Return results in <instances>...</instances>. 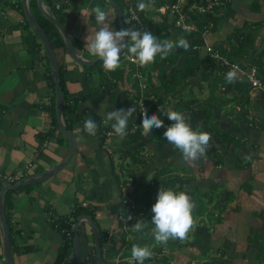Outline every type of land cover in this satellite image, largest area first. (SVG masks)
<instances>
[{
  "label": "crops",
  "instance_id": "obj_1",
  "mask_svg": "<svg viewBox=\"0 0 264 264\" xmlns=\"http://www.w3.org/2000/svg\"><path fill=\"white\" fill-rule=\"evenodd\" d=\"M17 1V8L0 1V174L23 173L27 178L59 165L67 156L70 143L58 129L56 92L49 80L51 69L47 55L42 44L39 48L40 41L34 40L36 46L26 41V34L30 35L27 38L34 35L26 29L22 0ZM228 2L211 20L213 27L204 38L208 48L211 46L218 51L230 44L236 45L238 32L253 34L255 39L245 58L229 56V48L225 56L218 51L231 64L238 65L237 78L224 83L216 94L227 100L236 94L233 88L236 80L246 82L245 74L249 69H256L264 78V0ZM27 4L40 24L43 15L38 1L27 0ZM96 5L109 11L112 27L119 30L115 12L105 0H43V9L56 19L62 13L67 14L62 25L73 48L90 62L98 58L86 48L87 36L96 30L92 17ZM153 15L160 22L169 18ZM175 34L178 38L185 37L189 44L194 42L191 34L178 29ZM197 41L201 47L192 48V52L199 57V70L172 94L171 100L176 103L179 97L184 101L193 99L196 100L193 108L199 105L211 108L214 131L219 130L240 141L239 144L222 140L215 143L222 156L220 161L216 156H209L207 151L195 161H186L180 150L163 136L166 126L172 123L159 113L163 107L156 110L164 120L160 128L145 131L143 121L132 113L129 131L123 137L115 135L104 141V131L114 130L110 124L103 123L96 134L87 133L83 130L84 121L89 115L100 121L98 113L103 102L120 108L136 99L130 91L129 71L121 65L109 71L103 64L95 66L98 62L85 66L74 61L64 49L54 50L58 66L64 70L68 99L79 102L73 114L63 113L64 123H71L76 150L63 169L16 192L12 190L9 220L14 264H54L69 238L59 225L73 220L72 215L77 210H80L79 216L92 213L89 217L97 225L100 241L103 240L102 264H133L132 254L125 256V253H130L135 244L149 246L153 254L161 253L151 264H264V96L246 82L249 91L241 102L209 103L206 83L202 79L208 55L204 42ZM180 48L183 49L176 47L169 52ZM127 56L125 49L122 63H127ZM226 66V73L234 69ZM152 100L153 97L147 101L149 106L154 104ZM166 103L173 109V103L169 100ZM136 119L138 143L129 145L135 134L132 125L136 124ZM188 122L191 125L189 119ZM197 129L203 128L200 125ZM98 130L102 131L101 135ZM208 132L213 140L215 133ZM136 149L145 157L143 165H130L129 154ZM29 163L32 166L25 171ZM156 179L160 186H163L160 179H164L165 185L187 191L195 202L194 223L184 238L161 242L155 239L150 223H146L143 232H137L133 224L127 229L118 220L124 196L128 193L134 198L136 194L142 195L150 181ZM139 197H136L138 202ZM200 205L205 211L197 214ZM78 232L82 264H98L90 226L81 222ZM2 240L0 233V264H5L1 260L4 255ZM154 247L161 248V252L154 253ZM61 264H77L73 242Z\"/></svg>",
  "mask_w": 264,
  "mask_h": 264
},
{
  "label": "clouds",
  "instance_id": "obj_2",
  "mask_svg": "<svg viewBox=\"0 0 264 264\" xmlns=\"http://www.w3.org/2000/svg\"><path fill=\"white\" fill-rule=\"evenodd\" d=\"M227 3L223 5L222 9ZM145 6L144 0H139L137 7L143 9ZM92 12L94 13L92 17H94L96 30L90 36H87L86 48L90 54L99 57L102 60L103 67L109 71H115L120 67L122 52L125 49H127L126 52L128 54L127 61L139 67L141 63H147L150 59H155L158 51L161 52V54H167L176 47L187 49L190 46L189 41L185 37L173 39L172 36H161L152 28L141 29L128 27L116 30L112 27L113 19H110L109 11L105 10V8L100 5H96L92 9ZM122 12L125 18L126 5L125 9H122ZM167 21L168 19L166 21L162 20L163 23H167ZM153 22L161 23L158 19ZM173 27L175 26L173 25ZM130 59L138 63L131 62ZM137 73H139L138 76ZM140 76L141 78L143 77L142 73L138 71L133 74V78L138 79V89L140 90V94L134 100L136 106L130 104L127 107L116 108L103 102L98 113L101 120L98 121L89 115L84 121L83 130L90 135H94L100 123L106 125L110 124L111 128L114 130L113 132L123 137L129 131L130 116L132 113H134L140 121H143V129L145 131H149L153 127L160 128L164 126V120L160 118L157 111H150V106L145 99V97L148 96L146 92L139 87ZM226 78L229 81L236 79V69L234 68L228 71ZM135 92L137 95V91ZM139 100H142L145 105H147H144L141 111L142 117L139 114L137 106ZM160 112L172 121V123L166 126L163 136L166 138L167 142L180 150L186 161H195L206 154L211 138V134L208 131L193 128L189 124L186 114L179 110L169 108L166 112ZM134 125L138 127L137 119ZM136 131L137 130H135V132ZM105 132L106 131H104V133ZM104 133L103 136L105 141ZM194 207L195 202L191 199L187 191L161 185L157 192L156 200L151 206V211L153 213L151 221L146 222L144 219H138L133 224V228L137 232H143L146 223H150L153 226L151 230L155 239L161 242H167L169 238H184L194 223L192 215ZM131 252L137 264H144V261L153 255L149 246H141L140 244L133 245Z\"/></svg>",
  "mask_w": 264,
  "mask_h": 264
},
{
  "label": "trees",
  "instance_id": "obj_3",
  "mask_svg": "<svg viewBox=\"0 0 264 264\" xmlns=\"http://www.w3.org/2000/svg\"><path fill=\"white\" fill-rule=\"evenodd\" d=\"M123 9V6L121 5V3L118 0H115ZM123 4L125 5L124 0ZM152 2L155 5L154 9H150L147 10L145 8L143 9H139L137 7L139 0L136 1V11L139 14V17L142 21V25L144 28H152L154 31H156L159 35L161 36H172L173 39H178V36L175 34V31H177V29L175 27H173L171 21H167V23H154L151 19L153 13L155 12V9L159 6V5H170L174 2V0H144V3H150ZM191 3L194 4H203L204 0H190ZM125 9V8H124ZM215 13H205L200 15L199 17L194 18L196 23V31L193 33H189L191 34V37L196 38L195 42H191L189 48L187 49H178L175 51H172V53L168 52L167 54H161V52H157L156 54V58L155 59H150V62L152 60L151 63L148 64V67H146L145 65L142 64V66L136 67L134 64L129 63L127 61V66H125V68L129 71V75L130 76V91L133 90V88H135L137 91V95L136 97L140 94V90L138 89V79L133 78V74L135 72H140L142 73V75L144 76H148V75H152V74H156L155 78L151 77L148 78L149 81V88H154L155 90H153L152 96L157 98V103L158 104H164V102H167L168 100H171L169 98L170 94L175 93V91L181 87L187 80H189L190 78H193L196 76V72L198 71V67L197 65L199 64V57L196 56L195 52H192V46L197 42V40H201L200 36L202 37V34L205 30L206 31H210L212 29L213 26H211V20L214 19L215 17ZM40 18L42 19V22L40 21L39 26L44 30L45 34L48 36V39L51 43V46L53 48V50L62 48L65 51H67L64 41L61 37V35L59 34V32L57 31V29L54 27V25L49 22L45 17L40 16ZM67 18V14L66 13H62V15L58 16L59 21L63 24L64 19ZM25 23H26V29L30 30L32 29L30 24L27 22V20L25 19ZM128 27H133V28H138V27H134L130 22L127 21V17L124 18V28H128ZM245 27V26H244ZM206 28V29H205ZM244 29V28H242ZM239 29V30H242ZM236 30V31H239ZM240 33V32H238ZM237 34V38H238V42L236 45L230 44V52H229V56L234 57V58H245L249 51L253 48L254 46V35L250 34V33H241V34ZM34 37L32 38H27L30 37L29 33L25 35V39L26 41L29 43V45L31 46H36L35 41H36V37L37 35L35 33H33ZM28 39V40H27ZM35 40V41H34ZM37 42V41H36ZM40 43L38 44L39 48H40ZM37 46V47H38ZM30 47V46H29ZM127 51V49H126ZM220 52L221 55H226V49L224 48H220V50H218ZM181 58V60H180ZM206 62H208V64L206 65V69L205 71L202 73V79L203 82L206 83L207 85V89H208V98L207 101L209 103L214 102V101H218V104L221 105L223 103L228 104L230 103H239L243 100V98H245V96L248 94L249 88L246 82L244 81H238L236 80L234 82V90L236 92V94L227 99H220L217 97V91L220 90V87L228 82V79L226 78V72L224 70H227L226 66H224L219 60L213 59L208 56L206 57ZM99 64V63H98ZM98 64H95V66H97ZM178 64L177 68H174V66ZM94 66V67H95ZM173 68L171 71H169V69ZM222 68V69H221ZM118 71V70H117ZM224 72V73H222ZM118 73V72H117ZM122 73V71H121ZM64 70L59 67V77H60V84L62 86V90H63V100H64V113L68 112L69 114H73L76 110H77V105H78V100L74 99L73 101H70V99H68V93L65 89V83H64ZM124 74V73H123ZM49 80L51 81L52 85L54 86V82H53V78L50 72V77ZM55 91V90H54ZM238 94H242L241 97H238ZM149 102V101H148ZM153 102V100L151 101ZM150 102V103H151ZM196 103V100H189V101H184L183 98L179 97L177 102L174 103L173 105V109L175 110H179L183 113L186 114V116L188 117L191 125L193 128H199L200 125H203V128L215 133L213 136V140L210 139L209 141V145L207 147V153L209 156H216L218 159L217 161H220V157L222 159V156H220L219 152H218V147L217 144L215 143H219L221 140L225 143L226 141L233 143V144H239V140L238 139H234L231 138L230 135H227L226 133L223 134L222 132H220L219 130L214 131L215 129V125L213 124L214 118L212 115V109L209 107H205L204 105H199L197 108H193V105ZM131 104L136 106V103L134 102V100L131 101ZM152 110H157V105L154 104L151 106L150 104V111ZM169 122H171L169 119H167ZM67 128L69 130L72 129L71 123L70 124H66ZM203 130V129H202ZM107 131V130H105ZM214 131V132H213ZM101 130H98L99 135H101ZM137 135V131L135 132L134 135H132L133 137H131V139L129 140L128 144L129 145H135L138 143V139L136 138ZM240 146V145H239ZM132 161L130 163V165H137V164H141L143 165V160L144 159H140L139 158V149L135 150L134 152L129 154ZM164 172V171H162ZM160 172V173H162ZM158 175V174H157ZM158 179V178H157ZM154 180L152 181L154 184L156 185H160L161 183L158 180ZM163 183V186L165 187H169L167 184L165 185V181L164 179H160ZM2 187V185H0V188ZM18 190H15V192ZM13 191L12 190H7L5 192V196H4V209H5V216H6V220H7V225H8V229L9 232H11V228H10V220H9V212L12 209V202L10 200V195ZM138 196L140 201H136V197L138 199ZM151 196H152V189H150V186L148 187V189H146V191H144V193H142V195H135V201L137 203H144L147 207L150 206L151 204ZM157 197V196H156ZM205 211L203 205H200L198 210H197V214H201ZM87 215L92 216V213L90 212H86ZM80 215V210H77L75 213H73L72 218L73 220L71 221H67V223H61L59 225L60 230H62L63 228L67 231V235H68V240L64 243V246H62V248L60 249V253L58 254V257L55 261L54 264H61V262L64 260L68 249H70L72 247V242H73V233L71 231L72 225L75 223L76 219L79 217ZM146 220H151V216H147L144 219ZM136 222V221H135ZM134 222V223H135ZM12 233V232H11ZM93 240H94V236L92 234ZM103 245V240H101V247ZM141 245V244H140ZM143 246V245H141ZM156 248V252H161V248L159 247H154ZM132 252L130 251L125 253V256H131ZM161 253L158 254H153L151 257L147 258L144 261V264H151L154 263L156 260V258L158 256H160ZM115 264V263H114ZM124 264H129V263H124ZM133 264H137V262H134Z\"/></svg>",
  "mask_w": 264,
  "mask_h": 264
},
{
  "label": "water",
  "instance_id": "obj_4",
  "mask_svg": "<svg viewBox=\"0 0 264 264\" xmlns=\"http://www.w3.org/2000/svg\"><path fill=\"white\" fill-rule=\"evenodd\" d=\"M38 1V7L42 13V15L49 21L51 22L54 27L58 30L60 33L61 37L63 38V41L65 43V46L67 48L68 53L72 57L73 60L76 62L85 65V66H90L94 64L97 61H100L101 59H97L93 62L87 61L84 58H82L80 55H78L72 46L70 37L68 33L66 32L65 28L63 25L56 19V17L50 13L47 12L45 9H43V0H37ZM113 9L115 12L116 20L119 29L124 28V17H123V12L121 6L115 1V0H105ZM23 6H24V12L26 19L34 32L37 34L38 38L40 39L42 46L45 50V53L47 55L52 77H53V82L55 86V92H56V101H55V108H56V119H57V124L59 130L68 138L69 143H70V149L65 157V159L56 167L47 170L46 172L39 174V175H34L30 176L27 178H24L20 182L14 183V184H5L2 186L0 189V228H1V233H2V242H3V250H4V263L5 264H14V259H13V251H12V245H11V239H10V232L8 229L7 225V220L5 216V209H4V203H3V197L4 194L7 190H16L19 189L23 186L31 185L37 182L42 181L46 177L50 176L52 173L63 169L71 160L72 156L74 155V152L76 150V139L72 131L68 130L63 119V105H64V100H63V92H62V87L60 84V77H59V67L57 64L56 56L54 53V50L51 46V43L45 34L44 30L39 26L37 21L35 20L34 16L32 15L28 4L27 0H22ZM81 222H86L93 233L94 236V244H95V249L97 252V259H98V264H102V256H101V241H100V233L97 228L96 223L94 220L86 215H81L79 216L73 227H72V233H73V249H74V254L76 257V262L77 264H82V258H81V253H80V241H79V226Z\"/></svg>",
  "mask_w": 264,
  "mask_h": 264
},
{
  "label": "built area",
  "instance_id": "obj_5",
  "mask_svg": "<svg viewBox=\"0 0 264 264\" xmlns=\"http://www.w3.org/2000/svg\"><path fill=\"white\" fill-rule=\"evenodd\" d=\"M136 1L137 0H124L126 5V17L127 21L130 22L134 27L143 29L144 27L142 25V22L138 19L139 14L136 11ZM8 2L12 6L16 7L15 0H8ZM224 4V0H205V3L199 5L191 3L190 0H174V2L170 5H159L155 9V14H159L162 17L169 16V18H171L170 20L173 21V25L175 26V28L185 33H193L196 31V21L194 18L199 17L200 15L205 13H215L221 10ZM169 18L167 17L166 20ZM152 20L156 21L157 17L153 16ZM208 32L209 31L205 30L203 33H201L202 37L205 38ZM227 48L229 47H226L225 49L227 50ZM207 51L211 50L207 49ZM212 52L214 53V58H211L219 60L225 66L229 65L230 67H233L235 69L238 68L237 64H231L226 57L220 56L219 52L216 49H212ZM130 61L138 63L132 59H130ZM245 79L251 89L259 92L264 96V78H262L258 74L256 69H249L245 74ZM137 103L139 114L142 117L141 111L143 110L145 103L142 100H139ZM136 128V125H133L132 132H135ZM104 135L105 141H108L111 137L118 134H115L113 131L108 130L104 133ZM30 167L31 164L27 165L25 167V171ZM23 179V173H15L13 175L0 174V183L3 184H14L20 182ZM160 187V185H156L151 182L152 196L151 204L148 207L144 203H137L133 195H131L130 193L126 194L124 196L122 212L118 214L119 222L125 226H128L134 224V222L138 219H145V217L147 216H152L153 213L151 211V206L156 200L157 192Z\"/></svg>",
  "mask_w": 264,
  "mask_h": 264
},
{
  "label": "rangeland",
  "instance_id": "obj_6",
  "mask_svg": "<svg viewBox=\"0 0 264 264\" xmlns=\"http://www.w3.org/2000/svg\"><path fill=\"white\" fill-rule=\"evenodd\" d=\"M120 3H121V5L123 6V9L125 8V5L123 4V1L122 0H118ZM229 0H224V3H227ZM107 3V2H106ZM108 4V3H107ZM109 5V4H108ZM146 8L145 9H147V7H149L150 9H154L155 8V5L152 3V2H150V3H148V4H146V6H145ZM112 8V7H111ZM113 9V8H112ZM150 9H147V10H150ZM114 10V9H113ZM221 11H222V9L221 10H219V11H217V12H215V15L217 16V15H219L220 13H221ZM124 12H125V10H124ZM216 18V17H215ZM214 18V19H215ZM139 19V21H141V19H140V17L138 18ZM171 19V18H170ZM213 19V20H214ZM142 22V21H141ZM211 22V21H210ZM213 22V21H212ZM211 22V23H212ZM215 23V22H214ZM214 26H215V24H214ZM32 28V27H31ZM30 31H31V33H35L34 32V30L33 29H30ZM210 32V31H209ZM208 32V33H209ZM208 33H207V37H208ZM240 33H242V32H240ZM36 34V33H35ZM186 34H188V33H186ZM210 34V33H209ZM37 35V34H36ZM206 37V38H207ZM200 41L203 43L204 42V47H206V50H205V52H206V54L209 56V55H211L210 57H213L214 58V53L212 52V49L214 48V47H211V46H209V48H208V46H207V43L205 42V39H204V37H201L200 36ZM36 40H37V42H39L40 41V39L38 38V36L36 37ZM195 41H196V39H195ZM194 41V42H195ZM40 44H41V41H40ZM201 47V44H199V43H195L194 45H193V47L192 48H194L195 50L197 49H199ZM207 49H210L211 51H207ZM97 59H99V57L97 58ZM96 59V60H97ZM95 61V60H94ZM99 64H98V66H101L102 65V60H100V61H97ZM151 62H152V60H151ZM150 61L149 62H147V63H141V66H142V64L143 65H145L146 67H148V64L149 63H151ZM205 62H206V60H205ZM121 66H127V64H125V63H122L121 62ZM173 68H171V69H169V71H171ZM198 70H199V66H198ZM138 74L139 73H137V76H138ZM155 75L156 74H152L151 76L150 75H148V76H144L143 75V77L140 79V84H139V87L141 88V89H143L145 92H146V94H147V96L148 97H145V99L148 101L150 98H152L153 96H152V93H153V90H155L154 88H149V86H150V84H149V81H148V78H151V77H153V78H155ZM152 79V78H151ZM130 80V79H129ZM189 81V80H188ZM194 88V87H193ZM135 88H133V90H132V94H134V95H136V92H135ZM205 90H206V92H208V89H207V85L205 86ZM173 95L172 94H170L169 95V98L171 99V97H172ZM136 98V97H135ZM187 98H189V97H187ZM174 99V98H173ZM190 99V98H189ZM170 101V103L172 104H174L175 102L174 101H172V100H169ZM153 103L154 104H156L157 105V107H159V108H162L163 107V110H159V113L160 114H162L160 111H163V112H165V110H168L169 108H170V105L169 104H167L166 102H164V104L162 105V104H158L157 103V98L154 96L153 97ZM153 104V105H154ZM163 116H165V115H163ZM166 117V116H165ZM161 118V117H160ZM201 127L203 128V125H201ZM204 129V128H203ZM231 137V136H230ZM232 138V137H231ZM112 140H114V139H112ZM139 158L140 159H144L145 157L142 155V156H140L139 155ZM150 189H151V181H150ZM127 229H130V226H125ZM1 230V229H0ZM1 233V232H0ZM2 258H1V260L2 261H4V255H2L1 256ZM206 262V261H205ZM207 263H209V262H207ZM210 264V263H209Z\"/></svg>",
  "mask_w": 264,
  "mask_h": 264
},
{
  "label": "bare ground",
  "instance_id": "obj_7",
  "mask_svg": "<svg viewBox=\"0 0 264 264\" xmlns=\"http://www.w3.org/2000/svg\"><path fill=\"white\" fill-rule=\"evenodd\" d=\"M1 1V3H3V4H7V5H10V6H12L11 4H9V2H8V0H0ZM203 3H205V0H204V2ZM15 4H16V7L15 6H13L14 8H17L18 7V1L17 0H15ZM36 20V19H35ZM58 20V19H57ZM60 22V21H59ZM38 23V22H37ZM61 23V22H60ZM62 24V23H61ZM48 37V36H47ZM63 39V38H62ZM71 40V39H70ZM72 43V42H71ZM42 44V43H41ZM65 44V43H64ZM73 46V45H72ZM66 47V46H65ZM67 49V48H66ZM74 49V48H73ZM75 51V50H74ZM68 52V51H67ZM70 55V54H69ZM79 55V54H78ZM82 57V56H81ZM75 61V60H74ZM58 64V63H57ZM59 67V66H58ZM62 87V86H61ZM62 92H63V90H62ZM63 107H64V105H63ZM63 113H64V109H63ZM64 119V118H63ZM66 125V124H65ZM66 127H67V125H66ZM59 129V128H58ZM68 129V128H67ZM69 130V129H68ZM71 131V130H70ZM29 164H31V163H29ZM28 164V165H29ZM31 166H32V164H31ZM31 168V167H30Z\"/></svg>",
  "mask_w": 264,
  "mask_h": 264
}]
</instances>
